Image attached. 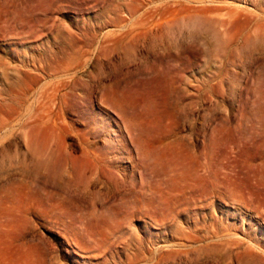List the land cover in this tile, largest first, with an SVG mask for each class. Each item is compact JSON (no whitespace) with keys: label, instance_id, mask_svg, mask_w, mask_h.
Instances as JSON below:
<instances>
[{"label":"rangeland","instance_id":"1","mask_svg":"<svg viewBox=\"0 0 264 264\" xmlns=\"http://www.w3.org/2000/svg\"><path fill=\"white\" fill-rule=\"evenodd\" d=\"M0 264H264V0H0Z\"/></svg>","mask_w":264,"mask_h":264},{"label":"bare ground","instance_id":"2","mask_svg":"<svg viewBox=\"0 0 264 264\" xmlns=\"http://www.w3.org/2000/svg\"><path fill=\"white\" fill-rule=\"evenodd\" d=\"M53 185H54V184H53ZM61 185H62V184H61ZM51 186H52V185H51ZM53 187H54V186H53ZM58 187H60V186H59V185H57V188H58ZM69 188H70V187H69ZM69 188H68V189H69ZM72 188H73V187H72ZM59 189H60V188H59ZM65 189H66V188H65ZM63 190H64V189H63Z\"/></svg>","mask_w":264,"mask_h":264}]
</instances>
